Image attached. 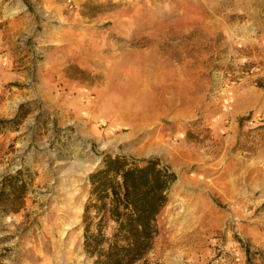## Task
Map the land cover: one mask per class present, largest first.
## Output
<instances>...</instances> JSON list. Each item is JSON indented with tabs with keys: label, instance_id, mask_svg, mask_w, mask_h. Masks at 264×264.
Masks as SVG:
<instances>
[{
	"label": "rangeland",
	"instance_id": "rangeland-1",
	"mask_svg": "<svg viewBox=\"0 0 264 264\" xmlns=\"http://www.w3.org/2000/svg\"><path fill=\"white\" fill-rule=\"evenodd\" d=\"M0 119V264L54 254L55 187L98 161L95 264L107 155L177 174L135 264H264V0H0Z\"/></svg>",
	"mask_w": 264,
	"mask_h": 264
},
{
	"label": "trees",
	"instance_id": "trees-1",
	"mask_svg": "<svg viewBox=\"0 0 264 264\" xmlns=\"http://www.w3.org/2000/svg\"><path fill=\"white\" fill-rule=\"evenodd\" d=\"M6 122L0 119L1 124ZM90 179L85 249L95 256V264H135L153 247L159 234L158 216L169 201L177 174L154 159L139 164L126 156L107 155ZM111 221L112 232L107 235Z\"/></svg>",
	"mask_w": 264,
	"mask_h": 264
},
{
	"label": "bare ground",
	"instance_id": "bare-ground-1",
	"mask_svg": "<svg viewBox=\"0 0 264 264\" xmlns=\"http://www.w3.org/2000/svg\"><path fill=\"white\" fill-rule=\"evenodd\" d=\"M87 100H89V98ZM128 136L129 135H126L125 137L127 138ZM120 140L121 138L120 139L113 138L108 141L103 140L102 142L104 146H107L111 143L119 142ZM82 163L81 162L79 163L75 162V164L73 163L74 167L76 168L73 173L77 172L75 174L76 177L73 176V178H69L68 181L66 179L62 180L59 182V185L55 187V194L53 196L54 200L53 199L51 200L52 204L50 209V211L54 213V216L53 218L44 217L45 219L48 220L46 225H48L50 218L51 220H53V222H50L51 224L50 228L51 231L53 232L51 250L53 251L54 254L50 257L47 255L46 252L40 251L38 253H35L36 251L34 249L32 248L27 249V251L29 252V256H32L34 260H39L41 258L45 261V263L42 261L41 264L43 263L44 264H87V262L85 263L86 257L82 252L81 217L84 209V201L86 198V194L84 192V186L85 183L87 182V175L89 171H91L94 168V166L98 163V161L88 164H82ZM48 196L51 195L49 194ZM42 199L43 198H41L40 202L46 203L48 201L47 200L48 198L46 199V197L43 199V201ZM48 202H50V199Z\"/></svg>",
	"mask_w": 264,
	"mask_h": 264
}]
</instances>
